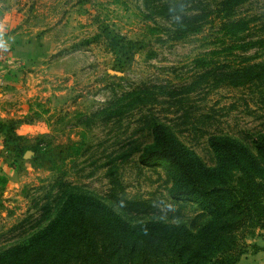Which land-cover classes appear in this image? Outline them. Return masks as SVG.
Listing matches in <instances>:
<instances>
[{
    "label": "rangeland",
    "instance_id": "374dc122",
    "mask_svg": "<svg viewBox=\"0 0 264 264\" xmlns=\"http://www.w3.org/2000/svg\"><path fill=\"white\" fill-rule=\"evenodd\" d=\"M166 1L0 0V253L43 229L64 192L147 203L134 223L190 224L202 211L171 197L149 122L210 167V136L264 134V0L237 9V37L206 25L181 39ZM254 239L246 254L264 250Z\"/></svg>",
    "mask_w": 264,
    "mask_h": 264
},
{
    "label": "trees",
    "instance_id": "16d2710c",
    "mask_svg": "<svg viewBox=\"0 0 264 264\" xmlns=\"http://www.w3.org/2000/svg\"><path fill=\"white\" fill-rule=\"evenodd\" d=\"M248 1L217 0L205 7L200 0H167L158 14L171 22L176 39L206 25L237 37L249 30V21L236 15ZM259 17L264 20V12ZM254 76L264 82V65ZM147 129L152 160L167 165L171 197L196 203L201 214L190 224L134 223L132 213L148 209L147 203L115 196L109 204L64 192L56 209L49 208L47 225L1 252L0 264H238L248 240L264 236V134L246 140L210 136V167L166 125L149 122Z\"/></svg>",
    "mask_w": 264,
    "mask_h": 264
},
{
    "label": "crops",
    "instance_id": "0c3cea01",
    "mask_svg": "<svg viewBox=\"0 0 264 264\" xmlns=\"http://www.w3.org/2000/svg\"><path fill=\"white\" fill-rule=\"evenodd\" d=\"M17 42H18L19 45H15L14 47L15 48L17 46L22 47V42L23 41H21L19 38H17L15 40V43H17ZM2 117H3L2 120L7 119V117H5V115L2 116ZM256 241H258V240L254 239L252 243H255ZM263 245H264V242H263ZM238 264H264V250L259 251L257 254H246L240 260V262Z\"/></svg>",
    "mask_w": 264,
    "mask_h": 264
}]
</instances>
